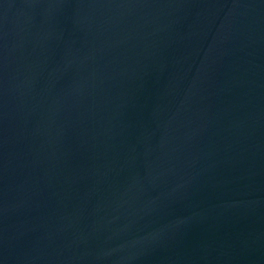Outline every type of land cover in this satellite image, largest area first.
<instances>
[{
  "label": "water",
  "instance_id": "obj_1",
  "mask_svg": "<svg viewBox=\"0 0 264 264\" xmlns=\"http://www.w3.org/2000/svg\"><path fill=\"white\" fill-rule=\"evenodd\" d=\"M0 264H264V0H0Z\"/></svg>",
  "mask_w": 264,
  "mask_h": 264
}]
</instances>
